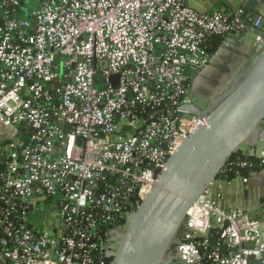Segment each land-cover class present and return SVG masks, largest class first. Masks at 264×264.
I'll return each mask as SVG.
<instances>
[{"label":"built area","instance_id":"obj_1","mask_svg":"<svg viewBox=\"0 0 264 264\" xmlns=\"http://www.w3.org/2000/svg\"><path fill=\"white\" fill-rule=\"evenodd\" d=\"M219 1L200 12L189 0H0V263H111L120 230L201 125L180 109L214 56L207 41L251 32L252 53L264 51V0L252 13L249 0ZM216 183L186 214L177 264H264V203L224 209ZM41 205L56 213L43 230L28 222Z\"/></svg>","mask_w":264,"mask_h":264},{"label":"water","instance_id":"obj_2","mask_svg":"<svg viewBox=\"0 0 264 264\" xmlns=\"http://www.w3.org/2000/svg\"><path fill=\"white\" fill-rule=\"evenodd\" d=\"M258 4L249 0L246 6ZM180 110L198 115L201 125L168 158L127 223L110 264H177L172 250L189 209L243 145L255 147L260 140L264 51L207 109L191 103Z\"/></svg>","mask_w":264,"mask_h":264},{"label":"crops","instance_id":"obj_3","mask_svg":"<svg viewBox=\"0 0 264 264\" xmlns=\"http://www.w3.org/2000/svg\"><path fill=\"white\" fill-rule=\"evenodd\" d=\"M188 5L200 12L224 8V4L219 0H189ZM246 35L253 40L251 32L243 33L230 41L225 40L209 65L193 76L190 98L201 109H207L233 83L229 82L231 77L232 80L237 76L243 77L251 68L256 56L252 53L251 44L250 47L243 44L241 37ZM259 133L260 140L255 147L243 145L240 148L242 155L257 156L264 152V122L260 126ZM246 179L245 184L240 179L217 181L214 196L224 209L254 213L264 203V169L248 173ZM31 215L28 220L30 226ZM45 215L43 214V224H47Z\"/></svg>","mask_w":264,"mask_h":264},{"label":"trees","instance_id":"obj_4","mask_svg":"<svg viewBox=\"0 0 264 264\" xmlns=\"http://www.w3.org/2000/svg\"><path fill=\"white\" fill-rule=\"evenodd\" d=\"M247 13H252V10L247 9ZM225 41V38L222 37H212L206 43V49L209 55L213 56L222 43ZM262 126V124L260 125ZM239 161H244L248 164H252L253 168L249 170H241L236 167V163ZM264 165H260L255 156L245 157L242 155L241 151L238 150L227 162L225 167L222 169L221 173L217 177L218 180L231 181L236 178V176L247 177L248 173L253 171L263 170ZM213 240H215V233L213 234Z\"/></svg>","mask_w":264,"mask_h":264},{"label":"rangeland","instance_id":"obj_5","mask_svg":"<svg viewBox=\"0 0 264 264\" xmlns=\"http://www.w3.org/2000/svg\"><path fill=\"white\" fill-rule=\"evenodd\" d=\"M241 38H242L244 46L250 47V44L252 43L251 42L252 39H249V35H246V36L241 37ZM219 71H222V69H219ZM243 72H244V70H243ZM240 77L241 76H237V78L235 77L234 80H232L233 77H231L229 82L230 81L231 82L237 81V79H239ZM96 87H97V89H101L100 86H96ZM47 207H48V205H41L38 207L39 208L38 212L35 215L34 214L31 215V217H30L31 226H33L36 229H45L46 228L45 225L43 224V218H44L43 214H45L44 211L47 210L46 209ZM55 216H56L55 212H52V213H49L48 215H45V220H46L45 222H47V225L51 226L55 222ZM126 227H127V223L124 224L123 228L120 230V236H119L120 239H121L122 235L124 234ZM262 231L264 232V225H262ZM0 264H2V263H0Z\"/></svg>","mask_w":264,"mask_h":264},{"label":"flooded vegetation","instance_id":"obj_6","mask_svg":"<svg viewBox=\"0 0 264 264\" xmlns=\"http://www.w3.org/2000/svg\"><path fill=\"white\" fill-rule=\"evenodd\" d=\"M194 105H196V104H194ZM197 106V105H196ZM198 107V106H197Z\"/></svg>","mask_w":264,"mask_h":264}]
</instances>
